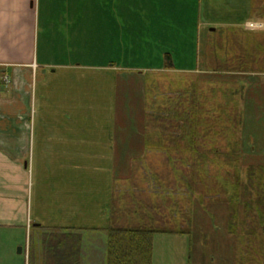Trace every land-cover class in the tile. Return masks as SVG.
<instances>
[{"label":"rangeland","instance_id":"rangeland-1","mask_svg":"<svg viewBox=\"0 0 264 264\" xmlns=\"http://www.w3.org/2000/svg\"><path fill=\"white\" fill-rule=\"evenodd\" d=\"M201 1L203 6L208 4V0H41V2L36 0L37 24L31 52L40 67L36 68L35 75L33 73L28 83L32 92V134L33 137L35 136V143L38 147L31 170L34 213L38 218L36 221L44 226L58 225V227H63L60 228L63 232L67 231L64 227H70L67 228L68 231H75L82 235L81 264H107L108 232L106 225L110 224L112 210L104 208V203L101 204L102 210H100L84 201L88 193L80 181V172L77 168L68 167V175L53 173L50 177L51 167H45L42 161L45 155H50L49 152H64L66 142H61V137L75 136L79 138H73L75 140L84 139L86 141H78L79 145H76L75 149L82 150L85 146L88 150H90L88 147L96 149L93 151L95 154H103L109 151L97 147L112 144L116 136L127 137L130 135L128 131L134 132L132 131L134 127L138 133L143 132L141 124L139 126L134 124L138 121L142 122L139 97L143 98L147 83L157 95L179 87H191L193 81L200 80V85L205 89H219L217 100L212 99L206 103L212 111L217 108L215 102L226 104V100L220 94L221 89L238 88L243 85L244 96L239 99L236 96L235 103L231 102L230 106L225 105L228 108L238 105L244 112V125L238 130V136L242 135L243 139L240 165L243 166V170L250 164L264 165V76L229 72L230 65L227 61L228 57L232 56L229 52L232 45L235 44V49L240 51L246 45L244 36L252 35L250 36L252 38L255 37L254 35H260L262 31L253 28L251 30L248 23L257 22L248 21L246 27H233L231 23H227L226 26L218 27L217 30H215L216 26H210L208 23V26L205 25L198 33L197 24L202 7ZM210 1H212L210 6H214L215 3L217 5L213 7L214 13H222L224 17L227 15L225 12L237 9L233 4H236L238 0ZM160 6L169 9L170 14L163 16L166 25L164 28L169 37L172 36L175 39H181L182 36L190 37L188 38L190 46H187L189 53L185 54L183 63L177 62L176 68L179 65H183L182 68L195 66L197 70L203 72L161 71L141 74L132 71L134 74L131 75L123 71L118 72L115 77H106L97 68L104 61L89 57L90 50L96 44L95 35L99 33L97 39L100 43L109 41L113 37L109 36L110 31L106 29L107 25L120 27L125 23V19L129 18L127 21L133 23L134 33L139 31L141 39L144 40L146 35L152 32L150 27L154 28L158 21V7ZM124 11H127V15H120ZM99 12H106V14L99 16ZM205 13L206 11L204 17ZM252 14L255 18L257 13L252 10ZM76 25L83 30L80 29L79 37H77L79 30L74 32V36H71L72 42L68 35L76 30ZM119 30L115 32L119 33ZM263 40L264 35H260L258 37V58L264 52ZM138 41L137 39L136 43ZM74 43H84V47L81 48L85 49L86 56L72 57L75 53L72 52ZM255 45L256 43L253 44ZM166 47L167 50L173 49L169 45ZM229 60L231 64L232 59L229 58ZM44 62L46 64H43ZM118 64L132 68L144 66L145 62L128 60L127 62L119 61ZM263 64L264 62L260 61L259 67L262 68ZM233 68L232 65L231 69ZM207 70L208 72H205ZM5 83H9L10 86L12 81L8 78L5 79ZM150 96L151 94L148 93L146 100ZM208 97L212 96L208 93ZM146 112L148 113L149 110ZM207 113L208 108L204 107L202 118L207 119ZM176 126H179L177 121ZM204 128L205 126H201L199 132L201 136L204 135ZM183 130L184 128H181V131L175 129L174 132L176 131L177 135L180 133L183 135ZM214 130L222 135V127ZM44 145L50 147L46 152L43 150ZM205 146H201L200 151H206L207 154L208 147ZM179 151H173L175 156L183 152ZM165 154L153 150L143 159L145 160L143 163L139 162L145 170L136 169L134 180L130 183L118 184L114 191L113 207L118 208L119 215L122 213L120 219L124 223L127 220L129 222L130 218L134 221L131 223L139 222L140 214L135 210L141 211L140 208H142V212L146 210V216L159 212L158 219H164V224L160 226L167 224L168 219L171 224H178L180 219L172 221L170 216H165L168 214L166 207L168 198L164 195L180 198L181 201L184 198H186L185 201L189 200V208L186 210H189L192 215V234L187 236L156 233L153 239V264H264L263 236L258 238L246 236L240 225L238 226L240 230L235 235L228 231L230 207L225 201L228 197L221 199L222 191H208V183L198 184L194 196H188L183 186L170 185L177 182L174 180V174L190 170L186 167H177L178 171L172 172L173 164H168ZM99 161L100 177L108 176L107 172L111 169L108 158H100ZM69 165H72L71 161ZM137 165L141 168L138 162ZM162 172L165 175L169 174L165 184L173 186L172 189L165 187L162 190L154 183L153 175ZM210 173L213 174V172ZM54 177L58 187L64 185L65 188L74 191L69 202H78L74 208L68 204L59 214L49 212L48 208L51 200L46 187L48 183L52 184ZM215 178L221 182V177L216 176ZM211 180H213L212 176ZM75 184L77 186L73 188ZM54 192L57 193L58 189L55 188ZM101 195L104 196V192H101ZM184 204L186 203H183V206ZM154 205H156L155 209H153ZM127 206L133 208L134 216H132L133 210L129 212L131 209ZM121 217L130 218L123 220ZM45 232H50V230L44 229L41 232L33 226L31 230L0 227V264H29L31 253H35L34 258L32 257V261L33 259L36 261L35 264H47L46 252L40 245ZM31 243L34 247L30 246Z\"/></svg>","mask_w":264,"mask_h":264},{"label":"crops","instance_id":"crops-1","mask_svg":"<svg viewBox=\"0 0 264 264\" xmlns=\"http://www.w3.org/2000/svg\"><path fill=\"white\" fill-rule=\"evenodd\" d=\"M255 2L256 5L254 6ZM211 3L212 1L208 0V4L203 6L202 2L199 23L197 24L198 33L205 25L208 26V23L210 26H216L215 30H217L218 27L226 26L227 23H231L233 27H246L248 21H254L262 24L260 29L256 30L262 31L260 35H264V0H238L236 4H233L237 9L232 12H225L226 17L222 13H214L213 7L215 8L217 5L215 3L214 6H210ZM257 7L260 10L256 9ZM253 8L257 13L255 18L252 14ZM158 9V21H156L154 28L150 27L152 32L146 35L144 40L141 39L139 31L134 33L133 23L127 21L129 18L125 19V23L121 24L120 27L112 24L107 25L106 29L110 31L109 36L113 39L110 38L111 40L100 43L97 39L99 33L95 35L96 44L90 50L89 57L104 61L97 68L106 77H115L118 72L123 71L131 75L134 74L132 71L141 74L161 71L203 72L197 70L195 66L182 68L184 66L179 65L176 68L177 62L183 63L185 54L189 53L187 52V46H190L188 41L190 37L182 36L181 39L169 37L164 28L166 25L163 17L170 14L169 9L163 6L158 7ZM100 14H106V12H99L98 15L100 16ZM122 14L127 15V11L120 13V15ZM224 18H227V20H223ZM130 20L132 19L130 18ZM36 24V0H0V64L5 66L1 67L2 65H0V227L31 230L33 226L38 231L43 232L44 229L54 231V229L63 227H58V225L44 226L36 221L38 218L34 213V201L31 194V170L38 147L35 143V136L33 137L32 134V92L28 87V83L36 68L40 67L38 61L32 57L31 52L35 40ZM98 27L104 28L102 26ZM80 29L77 26L75 31L69 33L68 37L70 36L72 42L74 32L79 30L77 35L79 37L80 31L83 30ZM116 30L120 32L116 33ZM260 35L254 36L258 38ZM137 39L139 41L136 43ZM167 45L173 47V49L167 50ZM81 47H84V43L73 44L72 52H75L72 54L73 58L86 56L85 49ZM166 54L171 55L173 69L167 68ZM128 60H141L145 64H143L144 66L132 68L125 67L124 64H118L119 61L127 62ZM205 72H208V70ZM252 74L258 77L264 76V72H253ZM8 78L12 81L10 86L9 83H5V79ZM148 85L149 83L145 85L143 98L139 97L140 119H142V122L138 121L137 124H134L136 126L141 124L143 132L138 133L136 127H134L132 129L134 132L128 131L129 136H116L112 144L97 147L109 151V153L103 154H95L93 151L96 149L88 147L90 149L88 150L85 146L82 150L75 149L76 145H79L78 141H86L84 139L75 140L73 138L79 139L75 136L70 138L69 136L66 138L61 137L60 141L66 142L64 152H49L51 157L45 155V159L42 161L45 167H51L50 177L53 173L68 175V167L77 168L80 172V181L88 193L84 201L93 204V208L96 206L102 210L101 204L104 203V208L112 209L114 191L117 189V185L132 182L136 169L144 171V167L139 162L153 150L165 153L163 149L166 143H169V136L164 134L154 135L155 141L161 140L165 145L155 149H151L149 146V136L146 134ZM173 138V140H180L176 136ZM44 142L47 141L44 140ZM47 148L50 147L44 145V152ZM165 155L167 157L168 154ZM100 158H108L111 164V169L107 172L109 175L106 177H100ZM69 161L72 162V165L68 166ZM137 162L141 168L138 167ZM56 182L57 180L54 177L52 184L48 183L46 190L51 200L48 205L49 212L59 214L64 211L68 204L74 208L78 202L70 203L69 198L73 197L74 191L65 188L64 185L58 187ZM76 186L75 184L73 188H76ZM55 188L58 189L57 193L54 192ZM101 192H104V196L101 195ZM109 226L106 225V228L108 229Z\"/></svg>","mask_w":264,"mask_h":264},{"label":"trees","instance_id":"trees-1","mask_svg":"<svg viewBox=\"0 0 264 264\" xmlns=\"http://www.w3.org/2000/svg\"><path fill=\"white\" fill-rule=\"evenodd\" d=\"M250 36H244L246 45L240 51L235 49V44L229 48V52L232 54L227 59L230 65L229 72H264V64L262 68L259 67L260 61L264 62V53L260 54L259 56H262L258 58V38ZM254 43L257 44L253 46ZM166 58H169L167 68L173 69L171 55L166 54ZM229 58L232 59L231 64ZM232 65L233 69H231ZM200 83V80H195L191 87H179L157 95L148 85L147 91L151 94L147 99L149 112L146 114V134L149 136V146L151 149H155L165 145L161 140L155 141L154 135L169 136V143H166L163 150L168 154L165 158L169 162L168 164H173L172 172L178 171L177 167H186L190 170L174 174V180L177 182L170 185L183 186L186 188L188 196H194L198 184L208 183V191H222L220 198L228 197L225 201L230 207L228 231L231 234L235 235L241 228L244 235H249L251 238L264 237V165L250 164L243 170V166L240 165L242 161L241 141L243 139L242 135L238 136V130L244 125V112L235 104L233 106L236 107H227L231 102H236V96L238 99L244 96L245 88L242 85L238 88L221 89L222 93L220 94L226 100V104L215 102L217 108L212 111L206 103L212 99L217 100L219 89H205ZM208 93L212 97H208ZM204 107L208 108L207 119L202 118ZM219 109L221 110L218 112ZM176 121L179 126H176ZM201 126H205L203 136L199 134ZM217 127H222V135L214 130ZM181 128H184L183 135L182 133L177 135L174 130L181 131ZM174 136L180 140H173ZM205 145L208 147L207 154L206 151H200L201 146L206 147ZM173 150L183 152L175 156ZM168 175H165L164 172L153 175L154 183L162 190L165 187L173 188V186L165 184V180L168 181L166 179ZM211 176L213 180H211ZM216 176L221 177V182L216 180ZM164 197L168 198L166 207L169 214L165 216H170L172 221L180 219L178 224H171L168 219L167 224L160 226V224H164V219H158L160 213L155 212L151 214L153 216H146V210L142 212V208H140L141 211L135 210L140 214L139 222L131 223V221L134 222L133 218L125 217L131 220L124 223L120 219L122 213L119 215L118 208L112 207L110 226L107 229V264H153V239L156 233L187 236L192 234V215L189 210H186L189 208V200L185 201L186 198H184L181 201L180 198H171L169 195H164ZM182 202L186 204L183 206ZM127 208L131 209L129 212L133 210L132 207L127 206ZM155 208L156 205L153 209ZM133 212L134 210L132 216H134ZM121 218L126 220L124 217ZM119 223L124 224L120 225ZM66 230L63 232L62 229H54V231L43 234L40 245L46 252L47 264H81L82 235L75 231L70 232L69 229ZM30 246L34 247L33 243ZM34 255L35 253H31L29 264L36 263L34 259L32 261Z\"/></svg>","mask_w":264,"mask_h":264},{"label":"built area","instance_id":"built-area-1","mask_svg":"<svg viewBox=\"0 0 264 264\" xmlns=\"http://www.w3.org/2000/svg\"><path fill=\"white\" fill-rule=\"evenodd\" d=\"M249 24V28L250 29H256V28H260L261 26H262V24H259V23H253V22H251V23H248Z\"/></svg>","mask_w":264,"mask_h":264},{"label":"water","instance_id":"water-1","mask_svg":"<svg viewBox=\"0 0 264 264\" xmlns=\"http://www.w3.org/2000/svg\"><path fill=\"white\" fill-rule=\"evenodd\" d=\"M20 252H21V250H20Z\"/></svg>","mask_w":264,"mask_h":264}]
</instances>
